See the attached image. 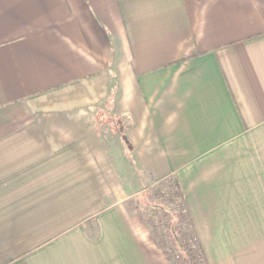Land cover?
<instances>
[{"label": "crops", "instance_id": "0c3cea01", "mask_svg": "<svg viewBox=\"0 0 264 264\" xmlns=\"http://www.w3.org/2000/svg\"><path fill=\"white\" fill-rule=\"evenodd\" d=\"M166 178L264 264V0H0V264H168L127 205Z\"/></svg>", "mask_w": 264, "mask_h": 264}, {"label": "rangeland", "instance_id": "374dc122", "mask_svg": "<svg viewBox=\"0 0 264 264\" xmlns=\"http://www.w3.org/2000/svg\"><path fill=\"white\" fill-rule=\"evenodd\" d=\"M135 174L138 176L135 170L134 174L128 171L126 173L127 177L124 179V182L127 184L128 178L135 177ZM171 181L169 182L168 179H163L155 182L148 188L147 192L145 191L146 193H144L140 199L138 198V202H136V199H133L127 204L130 209H135L134 214L142 218L146 224L148 235L151 238L152 236L156 237L157 243L159 242L160 238L163 239L164 246L160 242L158 245L156 242H153L156 250L160 251L164 255V258L168 264H173V262L176 260L174 259L172 252L169 250L170 247H173L174 242V239L172 238L169 231V224L170 222L173 223L170 218H172L173 213L179 212L181 208L180 199L177 198L178 202L176 199L174 202L169 200L170 196L173 195V191L175 190L172 178ZM164 211L170 212V217L168 216V213L165 214ZM179 226L181 227L182 224ZM159 244H161L162 247H160ZM165 248L166 252H164Z\"/></svg>", "mask_w": 264, "mask_h": 264}, {"label": "trees", "instance_id": "16d2710c", "mask_svg": "<svg viewBox=\"0 0 264 264\" xmlns=\"http://www.w3.org/2000/svg\"><path fill=\"white\" fill-rule=\"evenodd\" d=\"M166 179H168L169 182L171 181V178ZM173 183L175 190L173 191V195L170 196L169 200L174 202L176 199L178 202L177 198L180 199L181 208L179 212L173 213L172 218H170L173 223L170 222L169 231L172 238L174 239V242L173 247H170L169 250L172 252L174 259H176L175 262H172L173 264H208L205 253L196 236L194 225L185 207L182 190L175 180H173ZM164 213H168V216L170 217V212L164 211ZM180 224H182L181 227L179 226ZM152 238L154 242L157 241L156 237L152 236ZM159 242L164 246L162 238L159 239ZM158 243L156 242L157 245ZM161 244H159L160 247H162ZM164 252H166V248L164 249Z\"/></svg>", "mask_w": 264, "mask_h": 264}]
</instances>
